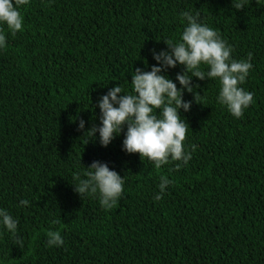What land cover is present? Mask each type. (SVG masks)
Here are the masks:
<instances>
[{"label":"trees","instance_id":"16d2710c","mask_svg":"<svg viewBox=\"0 0 264 264\" xmlns=\"http://www.w3.org/2000/svg\"><path fill=\"white\" fill-rule=\"evenodd\" d=\"M19 11L23 31L0 24V209L18 221L16 237L0 223V264H264V0L240 10L232 0H29ZM185 11L234 60L252 54L240 87L254 102L237 119L218 103V79L192 77L191 108L179 110L192 158L156 169L123 150L127 125L106 147L86 132L102 126L103 95L118 84L134 94L135 69L161 66L153 50L180 41ZM184 70L160 74L180 89ZM94 161L125 181L110 210L73 185ZM161 176L172 182L163 193ZM49 231L64 244L49 247Z\"/></svg>","mask_w":264,"mask_h":264},{"label":"clouds","instance_id":"9594fccd","mask_svg":"<svg viewBox=\"0 0 264 264\" xmlns=\"http://www.w3.org/2000/svg\"><path fill=\"white\" fill-rule=\"evenodd\" d=\"M28 3L29 0H0V24H6L13 35L23 31V17L19 8ZM232 3L237 10L245 7V0H232ZM181 15L187 21V26L180 41H164L170 51L156 53L153 50V58L161 66H152L151 71L135 69L131 80L134 94H125L118 84L103 95L98 104L102 126L92 127L86 132L91 137L99 132L100 143L106 147L127 125L123 150L147 158L156 169L168 164L170 160L186 165L192 158L191 152L184 147L189 125L179 114L181 108L185 112L191 108L192 102H185L182 97L185 89L193 92L192 77L200 80L218 79L221 85L218 103L226 106L237 119L242 118L244 110L254 102V94L240 87L253 67L250 62L252 54H248L247 60H234L232 47L216 30L199 22V13L193 15L185 11ZM5 46L6 36L0 31V48ZM177 63L185 68L182 74L176 76L180 89L171 79L160 74L167 68H175ZM202 66H207L208 70H203ZM84 125L85 122L80 120L81 130ZM191 147L194 152L195 145ZM176 167L179 169L181 164L177 163ZM87 168L90 170L85 173V179L79 175L74 177L78 181L73 184L75 191L81 197L98 193L101 206L112 209L122 197L125 183L123 177L99 161H94ZM171 183L167 177L161 176L160 193ZM161 198L160 194L155 196L156 200ZM28 204V200L20 201L21 206ZM0 218V223L16 237L18 221L5 209H0ZM47 236L49 247L64 244L59 231H49ZM17 243L22 247V241L17 240Z\"/></svg>","mask_w":264,"mask_h":264}]
</instances>
